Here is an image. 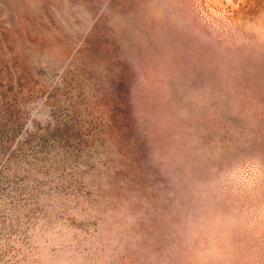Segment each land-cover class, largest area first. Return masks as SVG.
I'll use <instances>...</instances> for the list:
<instances>
[{
	"label": "rangeland",
	"instance_id": "374dc122",
	"mask_svg": "<svg viewBox=\"0 0 264 264\" xmlns=\"http://www.w3.org/2000/svg\"><path fill=\"white\" fill-rule=\"evenodd\" d=\"M0 264H264V0H0Z\"/></svg>",
	"mask_w": 264,
	"mask_h": 264
}]
</instances>
